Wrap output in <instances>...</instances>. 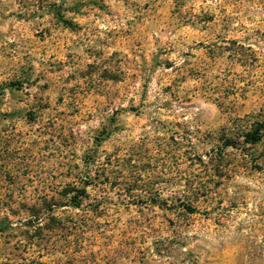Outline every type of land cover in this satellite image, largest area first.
Segmentation results:
<instances>
[{
	"label": "clouds",
	"instance_id": "obj_1",
	"mask_svg": "<svg viewBox=\"0 0 264 264\" xmlns=\"http://www.w3.org/2000/svg\"><path fill=\"white\" fill-rule=\"evenodd\" d=\"M0 264H264V0H0Z\"/></svg>",
	"mask_w": 264,
	"mask_h": 264
}]
</instances>
